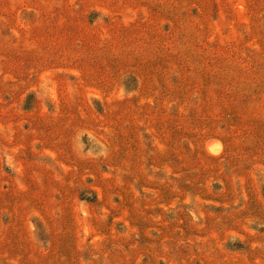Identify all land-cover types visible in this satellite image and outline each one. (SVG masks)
I'll use <instances>...</instances> for the list:
<instances>
[{"label":"rangeland","instance_id":"rangeland-1","mask_svg":"<svg viewBox=\"0 0 264 264\" xmlns=\"http://www.w3.org/2000/svg\"><path fill=\"white\" fill-rule=\"evenodd\" d=\"M0 264H264V0H0Z\"/></svg>","mask_w":264,"mask_h":264},{"label":"trees","instance_id":"trees-1","mask_svg":"<svg viewBox=\"0 0 264 264\" xmlns=\"http://www.w3.org/2000/svg\"><path fill=\"white\" fill-rule=\"evenodd\" d=\"M129 78H133L134 79V77H132V76H129ZM125 85V87H126V83L124 84ZM176 88H177V91H178V93L179 94H186V92H184V90L182 89V91L180 90V88H181V86L179 87V86H175ZM29 98V97H28ZM182 100H184L185 102H183V103H180V104H178L177 102L175 103L176 105H184L185 104V108H186V111H190V109H192L193 108V105H197V102H198V100L197 99H193V101L191 100V99H188L187 101L183 98ZM88 193V192H87ZM91 195L92 196H87V195H85V194H82L80 197H81V200H84V201H88V202H93V201H95L96 200V195L95 194H92L91 193Z\"/></svg>","mask_w":264,"mask_h":264}]
</instances>
